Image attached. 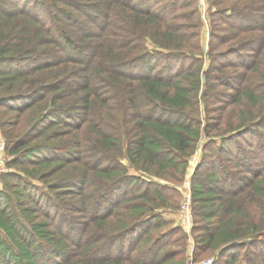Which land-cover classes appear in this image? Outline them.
<instances>
[{
  "label": "trees",
  "instance_id": "16d2710c",
  "mask_svg": "<svg viewBox=\"0 0 264 264\" xmlns=\"http://www.w3.org/2000/svg\"><path fill=\"white\" fill-rule=\"evenodd\" d=\"M210 3L204 53L196 0H0V264H186L204 136L192 260L264 264V0Z\"/></svg>",
  "mask_w": 264,
  "mask_h": 264
},
{
  "label": "rangeland",
  "instance_id": "374dc122",
  "mask_svg": "<svg viewBox=\"0 0 264 264\" xmlns=\"http://www.w3.org/2000/svg\"><path fill=\"white\" fill-rule=\"evenodd\" d=\"M196 1H197L198 9H199L200 14H201V19H202V21H201L202 24H201V28H200V44H201L202 50L205 53V52H207V48H208V39H209V30H210L209 12L211 9V5H210L211 3H210V0H205V5L203 7L200 5L199 0H196ZM146 43H147L148 47H150V48L154 47V45L150 42L149 39L146 40ZM206 62H208V61L206 60ZM206 66H207V63H206ZM219 138L220 137L218 135H216L215 139L219 140ZM208 139H209V137H205V136L202 139H200L195 151L189 156L188 163H187L185 173H184L182 180L180 182H177V183L172 182V181H171V183L170 182L168 183V185H170V186H172L178 190V197H177L178 198V205H177L176 210H169V211H165V212H170L171 213V214H169L170 216H173L172 213H174L175 216L179 217L180 223H179V221H175L174 219L171 221V223L174 225V222H177V226H179L188 235L190 234L191 228L189 229V227L187 226V223L184 219V215L180 210L182 192L184 190V187L187 185V183L190 184V177H191V174L193 173V170L191 171L192 166L194 165V168H195V166L199 162L201 155H202V144L205 143V141H207ZM122 161L126 163L125 159H123ZM6 170H8V169H6ZM129 173L138 174L139 171L135 170L132 167H129ZM159 181L160 182H166L163 179L162 180L159 179ZM191 208H192V204H191ZM190 215L192 218V221H191V223H192L193 222L192 210L190 212ZM191 243L192 242L189 239H187V246H186V248H187V250H186L187 261H186V264H201V263H203L204 260H206L209 257L215 258V255L212 254V255L203 256L202 258L197 259V260H192V255H191V258H190V255H188V250L190 249ZM190 250L192 251V249H190ZM189 259H191V261H189ZM240 264H249V263H247L245 261V259L242 258L240 260Z\"/></svg>",
  "mask_w": 264,
  "mask_h": 264
},
{
  "label": "built area",
  "instance_id": "2783aa9c",
  "mask_svg": "<svg viewBox=\"0 0 264 264\" xmlns=\"http://www.w3.org/2000/svg\"><path fill=\"white\" fill-rule=\"evenodd\" d=\"M200 5L204 6L205 5V0H199ZM5 146H4V141L3 139H0V173L2 171H5L7 169L6 167V161L8 160V156L5 153ZM180 210L184 215V219L187 223V226L189 227V229L192 226V218L190 215L191 212V190H190V184L187 183V185L184 187V190L182 192V199H181V203H180ZM189 231V230H188ZM190 250V249H189ZM188 250V255H192V251ZM213 257H209L206 260L203 261V263L201 264H211L213 262ZM189 261H191V259H189Z\"/></svg>",
  "mask_w": 264,
  "mask_h": 264
},
{
  "label": "crops",
  "instance_id": "0c3cea01",
  "mask_svg": "<svg viewBox=\"0 0 264 264\" xmlns=\"http://www.w3.org/2000/svg\"><path fill=\"white\" fill-rule=\"evenodd\" d=\"M204 7V6H203ZM205 17V16H204ZM192 170H194V165L192 166V169H191V171ZM131 174H134V173H131ZM154 179H158V178H155L154 177ZM168 214V215H167ZM169 214H171L170 212H165L164 213V216L167 218V219H169V220H175V221H179V223H180V218L179 217H177V216H175L174 215V213H172V215L173 216H170ZM174 225H177V222H174ZM190 235V234H189ZM188 234H187V236H188V238L187 239H189L192 243L190 244V249H193V241L191 240V238H190V236H189Z\"/></svg>",
  "mask_w": 264,
  "mask_h": 264
}]
</instances>
